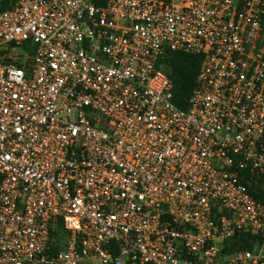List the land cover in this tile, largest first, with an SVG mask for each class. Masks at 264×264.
Segmentation results:
<instances>
[{
    "label": "built area",
    "instance_id": "2783aa9c",
    "mask_svg": "<svg viewBox=\"0 0 264 264\" xmlns=\"http://www.w3.org/2000/svg\"><path fill=\"white\" fill-rule=\"evenodd\" d=\"M0 264H264V0H0Z\"/></svg>",
    "mask_w": 264,
    "mask_h": 264
},
{
    "label": "trees",
    "instance_id": "16d2710c",
    "mask_svg": "<svg viewBox=\"0 0 264 264\" xmlns=\"http://www.w3.org/2000/svg\"><path fill=\"white\" fill-rule=\"evenodd\" d=\"M203 57L184 51H168L159 64L173 81L174 101L182 109H188L189 100L197 83ZM259 237L250 231H240L227 242L224 252L240 247H252Z\"/></svg>",
    "mask_w": 264,
    "mask_h": 264
},
{
    "label": "rangeland",
    "instance_id": "374dc122",
    "mask_svg": "<svg viewBox=\"0 0 264 264\" xmlns=\"http://www.w3.org/2000/svg\"><path fill=\"white\" fill-rule=\"evenodd\" d=\"M15 51L23 53L26 59L30 58V56L32 55V50H29V49L27 50L23 47H18L15 49Z\"/></svg>",
    "mask_w": 264,
    "mask_h": 264
},
{
    "label": "snow or ice",
    "instance_id": "6c2138e0",
    "mask_svg": "<svg viewBox=\"0 0 264 264\" xmlns=\"http://www.w3.org/2000/svg\"><path fill=\"white\" fill-rule=\"evenodd\" d=\"M17 131H19V129H17Z\"/></svg>",
    "mask_w": 264,
    "mask_h": 264
}]
</instances>
